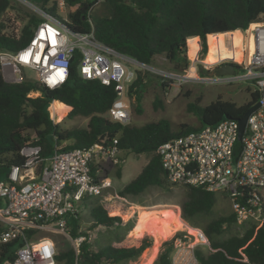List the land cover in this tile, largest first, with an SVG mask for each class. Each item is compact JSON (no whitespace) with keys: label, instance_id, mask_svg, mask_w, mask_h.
Returning a JSON list of instances; mask_svg holds the SVG:
<instances>
[{"label":"trees","instance_id":"trees-1","mask_svg":"<svg viewBox=\"0 0 264 264\" xmlns=\"http://www.w3.org/2000/svg\"><path fill=\"white\" fill-rule=\"evenodd\" d=\"M24 1L64 21L59 15V0ZM96 2L66 0L68 7H77L68 14L66 22L73 33H93L105 46L146 66H151L157 57H163L176 72L186 74L190 63L187 56L190 41L200 39L199 58H205L209 48L207 58L212 63L225 59L241 62V56L237 57V51H243V43L237 44L242 35L239 30H246L264 20V0H105L98 10ZM11 9H25V6L17 0H0V51L17 52L25 48L36 27L43 21L35 12L26 10V22L19 33H4L2 17ZM79 64L80 54L76 52L68 81L54 90L37 81L9 82L0 68V170H6L7 176L12 167L24 165L25 159L20 152L28 143L40 145L42 156L50 157L57 148L62 151L87 149L103 140L109 144L118 138L121 153L149 157L140 174L119 193L122 198L139 196L150 187L166 186L165 172L157 155L160 145L205 126L217 125L226 116L240 119L258 100V94L254 92L251 93V101L243 106L221 99L206 108L191 103L188 112L198 118V125H183L178 130H173L167 120L149 122L140 127L122 125L106 117L117 99L115 87L84 80L79 73ZM205 73L209 71L201 68L200 75ZM171 82L148 70L137 71L134 81L128 86L127 100L134 99L136 113L142 114L144 94L149 86L156 83L165 93ZM31 92H39L40 95L30 98ZM54 101L58 102L51 106ZM153 106L155 110L163 108L160 95L155 97ZM69 107L68 118H89L86 128L62 130L59 124L53 122L51 113L52 116L55 111L66 114ZM95 168L93 166V172ZM186 188L181 217L187 223L198 226L200 218L213 215L220 194L201 188ZM89 203L85 201L84 204L88 206ZM122 214L120 207L96 203L90 210L92 229L126 226ZM151 217L145 219L144 230L155 235ZM233 223L235 216L231 213L227 217L212 219L201 227L211 252L205 255L197 248L198 264H245L243 259L250 264H264V225L257 231L248 230L243 236L219 239L225 226ZM68 227L73 240L81 235L87 236L81 230L79 214L68 218ZM35 233L37 236V231L31 236ZM31 236L29 238L32 239ZM178 238L185 240L183 234H178L165 242L154 264H173ZM20 245L17 240L8 243L0 241V264L13 261ZM152 245L153 239L147 237L134 245H107L94 251L91 243L85 241L79 247V254L74 248L63 250L56 247V261L57 264H126L141 257Z\"/></svg>","mask_w":264,"mask_h":264},{"label":"built area","instance_id":"built-area-1","mask_svg":"<svg viewBox=\"0 0 264 264\" xmlns=\"http://www.w3.org/2000/svg\"><path fill=\"white\" fill-rule=\"evenodd\" d=\"M96 1L99 4L105 0ZM24 2L43 21L25 48L17 52L0 51V68L6 79L14 83L31 81L24 76L26 70L34 72L35 81L47 88H60L68 81L71 63L79 52V73L84 80L115 87L117 99L106 117L114 123L130 124L127 89L136 72L147 66L105 46L93 33H73L66 24L67 19L62 21ZM68 8L76 10L77 7H68L66 0L58 1L59 12ZM252 26L240 30L243 36L241 62L225 59L211 64L199 61L198 56L195 59L206 70L226 63L239 67L236 74L218 75L215 80L219 83L246 81L254 86L258 94L254 105L259 107L248 117L242 137H239L238 119L225 118L217 125L167 141L157 150L166 179L171 184L222 195L231 205L235 224L245 233L252 229L257 231L264 225V22ZM248 40L253 43V51L248 47ZM128 63L136 70L130 69ZM166 78L173 80L170 76ZM180 78L187 80L188 76ZM39 95V92H31L29 97ZM55 102L58 101L51 106ZM70 111L69 107L66 117ZM51 118L54 123L59 121L52 113ZM20 154L25 159L24 165L12 167L7 178L0 181V241L17 240L21 245L13 261L1 264H57L54 241L31 234L52 231L71 238L68 218L79 214L85 201L91 203L111 194L112 181L103 176L105 170L101 166L120 164L119 139L114 138L109 144L103 140L87 149L62 151L57 148L50 157L42 156L40 145L28 143ZM110 198L126 202L118 194ZM192 230L195 234L188 232L187 239H176L173 264H198L196 249L209 243L203 231ZM74 241L79 254L80 245L90 242L91 235H81ZM242 262L250 264L247 259Z\"/></svg>","mask_w":264,"mask_h":264},{"label":"rangeland","instance_id":"rangeland-1","mask_svg":"<svg viewBox=\"0 0 264 264\" xmlns=\"http://www.w3.org/2000/svg\"><path fill=\"white\" fill-rule=\"evenodd\" d=\"M25 6V9H11L3 17L2 21L5 25L4 33L13 34L18 33L20 28L26 22V10L32 11L23 0H17ZM101 8V3L97 4L96 10ZM75 9H66L64 12H59L63 19L68 18V14ZM264 22V20L262 21ZM252 28H250L251 30ZM208 44V43H207ZM252 41L248 40V47L252 51ZM243 48V47H242ZM200 50L199 40L190 41L188 44V59L190 61L187 73L176 72L168 61L163 57H157L151 66H147L145 70L165 77L170 76L173 80L170 86L162 93L160 87L156 83H152L144 94L142 103L143 112L138 114L134 108V99H129L131 110V122L133 126H144L149 122H158L160 120H167L170 122L173 130H178L183 125L195 126L198 125V118L188 112V106L191 103H197L201 108H206L212 103L221 99L225 102H231L238 106H243L251 101V93H254V86L249 82L240 81L235 83H219L215 79L218 75L220 67L213 66L206 70L200 62H196L197 53ZM209 52V48H208ZM199 58V61L211 60L207 58ZM243 56V51H237V57ZM133 71L136 70L135 66L131 63L126 64ZM209 71L200 75V69ZM8 74L10 67H7ZM194 72V73H193ZM25 78L35 81L37 76L32 71H24ZM188 76L187 80L180 77ZM168 79V78H166ZM169 80V79H168ZM248 89L251 91L249 92ZM157 95L161 96L163 101V108L158 110L154 109L153 103ZM54 118H58L55 124H59L62 130H71L74 128H86L89 123V118L76 117L70 119L65 116V113L55 111ZM65 116V117H64ZM65 143L64 145H66ZM149 157L146 155L134 156L129 153L122 152L120 154V164L113 166L110 163H104L101 168L105 170L103 176L108 177L113 184L111 194L106 198L96 199L84 206L80 210L81 230L91 235V246L94 251L107 245H134L138 241L151 237L153 239L152 247L148 248L141 257L136 260L128 261L126 264H154L157 260L162 245L171 241L175 235L183 234L187 239L188 232L195 234L192 229L200 230L203 225L218 217H227L232 213L231 205L225 197L218 195V203L214 209L213 215L209 217L200 218L198 226H193L187 223L181 217V205L186 200L187 188L182 185L171 184L166 179L165 187H150L143 194L139 196L127 197L126 202L115 201L110 196L120 193L124 186L134 180L148 164ZM120 170V175H118ZM7 171L0 170V181L6 179ZM103 206H116L120 207L123 212L122 218L126 221V226L112 228L98 227L92 229V219L90 217V210L94 204ZM152 225L156 230L155 235L151 232H146L144 221L147 217L151 216ZM245 231L235 223L231 226H225V231L219 239H226L229 236H243ZM47 237L54 241L57 249H76L75 241L63 234L52 231H41L37 234L36 238ZM192 240L195 241L193 235ZM209 243V241H208ZM205 255L211 252L210 243L208 246L199 248Z\"/></svg>","mask_w":264,"mask_h":264},{"label":"water","instance_id":"water-1","mask_svg":"<svg viewBox=\"0 0 264 264\" xmlns=\"http://www.w3.org/2000/svg\"><path fill=\"white\" fill-rule=\"evenodd\" d=\"M238 69L239 67L234 65V64H230V63H226L224 64L223 66H221L219 68V72L222 74V75H233V74H236L238 72ZM259 107L258 104H255L253 105L246 113L245 115L238 119L239 121V124H240V135L239 137L241 138L243 133H244V130H245V127H246V123H247V119L248 117ZM226 119H231L230 116H226L225 117Z\"/></svg>","mask_w":264,"mask_h":264},{"label":"bare ground","instance_id":"bare-ground-1","mask_svg":"<svg viewBox=\"0 0 264 264\" xmlns=\"http://www.w3.org/2000/svg\"><path fill=\"white\" fill-rule=\"evenodd\" d=\"M251 28H253V26ZM242 43H243V36L241 35V39L237 42V44L241 45ZM253 50H254V48H252V51Z\"/></svg>","mask_w":264,"mask_h":264},{"label":"crops","instance_id":"crops-1","mask_svg":"<svg viewBox=\"0 0 264 264\" xmlns=\"http://www.w3.org/2000/svg\"><path fill=\"white\" fill-rule=\"evenodd\" d=\"M240 31V30H239ZM198 40H199V47H200V39L198 38ZM200 51V50H199ZM199 51H198V53H197V56L199 55ZM6 71H7V67H6ZM4 77H5V75H4ZM5 79H6V77H5ZM7 80V79H6ZM8 81V80H7Z\"/></svg>","mask_w":264,"mask_h":264},{"label":"flooded vegetation","instance_id":"flooded-vegetation-1","mask_svg":"<svg viewBox=\"0 0 264 264\" xmlns=\"http://www.w3.org/2000/svg\"><path fill=\"white\" fill-rule=\"evenodd\" d=\"M223 66V65H222ZM239 70V69H238Z\"/></svg>","mask_w":264,"mask_h":264}]
</instances>
